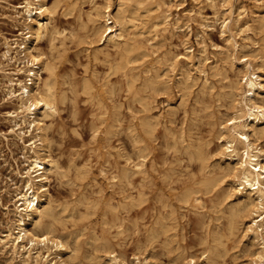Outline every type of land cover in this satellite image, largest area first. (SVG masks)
Instances as JSON below:
<instances>
[{
  "label": "rangeland",
  "instance_id": "374dc122",
  "mask_svg": "<svg viewBox=\"0 0 264 264\" xmlns=\"http://www.w3.org/2000/svg\"><path fill=\"white\" fill-rule=\"evenodd\" d=\"M22 1L23 0H0V54L4 50V47L2 45L3 36H8L9 38H11L12 36H14L17 33V28H19V26L21 28V26H22V24L20 25V22L23 20L11 19L12 16H14L13 10H11L12 9L11 6L16 5L17 3H20ZM47 1L49 2V4H54L56 2V0H54V1L53 0H47ZM74 1L75 0H61L60 3H58L57 9L55 11L56 13H55V15L53 17V21H52L53 26L55 27V29H54L55 31L49 33L48 35H46L47 37H44L43 39H41L38 42V47L40 48V50L42 48L41 51H43L47 55V57L49 59H51L52 62H54V63L56 62V64H55L56 65V69H55L56 70V76H55L56 87H57L58 92L60 91L59 96H61V97L63 96V100L59 104V107L61 106V108H59V110L62 109V111H59L55 116L51 117L49 119V121L47 122L49 124L48 138H49V141H51L50 145L52 144L50 146V153L55 158L57 157L59 164L62 167L61 168L62 173H61L60 177L53 175L51 177L52 178L51 182H50L51 185H49L51 194L54 198V206L57 210V219L58 220L57 219L54 220L56 231L58 233L67 234V236L70 235V236H68L69 240H70L72 245H75V246H73L75 248V254L77 256V260L80 263L82 262L81 264H95V263L98 264L100 262V260L97 258L100 253L95 252L98 250L95 248H99L98 246H99V243H101V240L98 242H97V240H98V237L100 238L101 236H102L101 239L105 238L104 236H107L106 238L109 239V241H111L112 243H114L117 246L119 245L118 248L123 253H125L126 256H128L127 258L131 257L134 253H139L140 255L142 254L141 257L148 255L149 257L152 258V260L155 259L154 262L156 264H175V262H176V264H187V260L189 259V257L192 254H195L194 256H195L196 260L199 262V255L201 254V251H203L205 249L204 247H208V246H210L214 249V253H213L214 262H213V264H237L239 261H241L243 259V254L241 253V249L244 246L245 241L240 242V238L243 234L242 233L243 225H241L239 228L234 230L235 236L233 234H231L229 231V223H228L229 215L227 217V215H226L227 211H225L224 213H222V211H220V209L224 205H221L219 203L221 200L220 197H215L219 193H221V191H219L221 189V187L218 186L216 190L214 188L213 192H212V190H210V191L204 190V187H202L201 184H199L204 179V177L206 176V175H202V174L200 175L199 172L202 169L204 170V168H207L205 166H210L209 168L206 169V171H203L204 173L201 171L203 174H206V172L209 173V171L211 170V165L214 164L216 159H217L216 157H213L214 155H212V154L214 153L213 151L216 148V146L218 145V141H217L218 122L220 121V117H221L220 114H222L223 112L225 113V110H227L226 107L227 106L229 107V105H230V103H229L230 99H228V98L225 99V98H222L221 96L219 98V94L220 95L224 94L225 90H226V92H229V88H227L225 86H224L225 87L224 88L223 85L224 84L226 85V84H228L229 81L234 80V77H233L234 71H232L229 61H226L224 63V60L222 59L224 57V55L219 54V50L216 48V46H220V47L225 46L224 44L226 43L225 39L222 37L221 29H220L221 28V21L223 20V18L225 16V14L222 12V9H221V6H222L221 2L222 1L221 0H197V1H195V0H171V2H168L169 0H166L169 3V6L171 7L172 16H174V18L177 16V14L184 17L187 14L192 15L194 13L193 21L191 22L192 31L190 34L184 33L182 31H179L176 33L172 32V31H169V32L167 31L161 35V37L163 36L162 37L163 41H162V39H159L158 43L155 44V46L152 49H149L150 55H148L145 58H137V60H139V61H136V59H135L136 62L134 60H132L128 66H129V68H132V67L134 68V70L130 71L132 73L133 79H134V77H136L134 79L135 80L134 84H133V80H132V82H128L127 79L123 76L122 72H119L122 75L121 76V75H119L118 72L113 73V71H111V69H110L111 64L115 63L116 59H117V62L119 60V58L114 57L115 54H113L112 56L109 57L110 60L107 63V61H105V59L107 60L105 55L102 53L99 54L97 52L96 49L98 46L97 45L98 42L96 41V38L91 35V28H92L91 24L92 23L90 22V24H87V23H89L88 16L86 18V14L88 15L89 12L93 11L92 10V7H93L92 1L91 0H77L78 2L76 1L75 5L77 3L76 7L79 6V8L78 7L74 8V5L72 6ZM259 1H256V0H233V3L235 6L236 5H244L245 8L248 9V15L253 16V17H255V19H257L259 17V15L261 16V12H263V10H264V0H261L260 2ZM95 3H98V6L103 8L104 7L103 5L105 2L103 0H95ZM116 4H117V0H113L112 1L113 8H115ZM217 4H218V6H217ZM252 6H253V9H252ZM70 8H72V9H70ZM191 8H192V10H191ZM66 9L68 12L66 11ZM76 9H78V11ZM193 10L196 12V14H195V12H193ZM139 12L142 13L141 10ZM66 13H68V14H66ZM79 19H80V21H79ZM83 19H84V21H86L84 24L81 23V22H83ZM204 19H207V20H204ZM200 20L202 22L207 21L205 23V25L208 24L207 25L208 27H206L205 30H203V28L200 27V23H201ZM209 23H211V24H209ZM254 24H255L254 25L255 29L253 32L251 31L249 35H251L253 39L255 38L256 41H259L260 45H262V44L264 45V28H260V25L258 22H255ZM81 25H82V27H81ZM87 25H91V26L88 27ZM83 27L86 28L87 30L84 29ZM258 27H259V29H257ZM58 31L61 33V34L59 33L60 35L58 34ZM86 31L87 32L90 31V32L87 33ZM198 34L203 35V37L205 39V43H206L207 48H208V55L210 58H212L205 65V68L209 72L210 82L212 83V81H213V83L211 85L212 87L210 86L211 88L208 90V93L207 92L203 93V91H202L203 82L202 81H204V78L203 77H201L200 79L197 78L196 84L191 89L192 92L187 93L190 91L189 90L190 88L184 90L183 89L184 85L179 84V82H178L179 72H175V73L168 72V74L166 76L164 68L159 66V60L164 59V55H165L164 53L170 47L172 48L173 51L175 50L174 52L180 51L181 53H183L184 48L181 45L183 40H185L188 45L193 46V49H194L193 53H194V55H197L198 50L200 48L199 41L201 40L200 38L197 37ZM239 36L240 35H238L237 38H239ZM92 37L94 38V40ZM139 37L141 38V36H138V38ZM91 39H92V41H91ZM81 40H83V42ZM86 40L90 43H88ZM213 44H216V45L213 46ZM176 46H177V48H176ZM108 49L111 53H113L112 48H108ZM51 50H52V52H51ZM84 50H86V51H84ZM263 51H264V48H263ZM93 56H96L98 59L96 57H93ZM93 58H95V60ZM101 58H103L104 60ZM56 59H58V60H56ZM3 61H4L3 58L0 56V65L2 64ZM216 62H218V64L221 67L225 66L228 69V75H229L228 79H224L221 74H219V75L217 74V77L212 76L216 73H213L215 71L211 70V65H213ZM104 63L106 65H104ZM95 64H97V65H95ZM152 67H153V69H152ZM149 69L151 70L150 72H152L151 76L148 73ZM154 71H155V73H153ZM1 73L2 72L0 71V84L3 81ZM115 73L116 74L118 73V74L116 75ZM136 74H138V76ZM159 74H165V76L163 77V75L162 76L160 75L161 77L156 78L157 75H159ZM231 74H232V76H231ZM197 76H199V73L197 74ZM107 77H108V79H107ZM104 78H105V80H104ZM122 78L123 79L125 78V79L123 80ZM218 78H220V79H218ZM149 79L153 80V81L156 79V81H155L156 84H157V81L159 80L157 85L154 84L155 89H154V87H152V89L150 90V87L153 86V82L150 83ZM82 80L84 83H82ZM166 80H168L169 82L166 83ZM104 81H105V84H103ZM114 81H116V82H114ZM142 81H143V83H142ZM86 82H87V84H85ZM118 82H119V84H118ZM144 82L146 83L145 85H144ZM71 83L75 84V86L72 85ZM106 83H108V84H106ZM111 83H112V85H110ZM148 83H150V84H148ZM163 83L165 85L162 86ZM123 84H125V86ZM142 84L145 87H146V85H148V86L150 85L149 89L147 90L146 88H144V86ZM141 85H142V88H140ZM111 86H112V92H114V93L111 92V88H110ZM148 86H147V88H148ZM69 87H71V88H69ZM82 87L84 89H82ZM86 87H87V89H86ZM108 87H109V89H107ZM113 87L115 89H113ZM117 87L119 89H117ZM158 87L159 88L161 87L160 90L162 92H159ZM164 87H165V89H164ZM221 87H223V88L221 89ZM88 88H90V90H88ZM138 88L140 90L142 89L141 90L142 92ZM70 89H71V91H70ZM85 89H86V91H85ZM156 89L158 92L155 91ZM145 90H147L148 92ZM183 90L185 91L186 95H188V94L189 95L185 96V94H184L183 96H181L182 95L181 91L184 93ZM186 90H189V91H186ZM62 91H64V93L67 95L66 98H65L66 95H64L62 93ZM144 91L147 93H143ZM151 91H153L154 93L153 92L151 93ZM131 92H132V94H130ZM156 92H157V95L155 94ZM198 94H199V96H198ZM88 95H89V97H88ZM145 95H147V97H145ZM134 96H136V97H134ZM148 96H150L151 98ZM194 96H195V98H194ZM204 96H206V98H204ZM69 97H70V99L68 100ZM90 97H92V98H90ZM139 97H140V100L138 99ZM181 97H184L185 99L182 100L183 98H181ZM210 97L213 100H211ZM202 98H203V100H201ZM95 99H97L96 100L97 102L100 101L98 105H97V102L95 101ZM154 99H155V101H154ZM223 99H224V101H220ZM111 100H113V101H111ZM185 100H187V101H185ZM195 101H198L199 105L196 104ZM138 102L141 104H139ZM183 103H184V105H183ZM220 103H221V106L223 105L222 108L217 107V106L220 107ZM14 104L15 103L11 102V101H8V102L4 101L2 99V94L0 93V232L4 231L6 229V224H7L8 219L13 217L12 214L11 213L9 214L8 210L5 209L4 205L6 204L10 208L13 207V205H12L13 202L10 201L9 191L15 186L14 182H16V180H17V176H16L15 171L18 169L19 165L20 166L22 165L20 160L23 159V155H24L22 153L23 151L19 148L20 142L16 139V137L14 135L12 136L11 134H9L10 123L8 121L6 112L11 110L12 108H14V106H15ZM113 104L115 105V107ZM119 104L121 107L119 106ZM166 104H168V105H166ZM192 104L193 105L195 104V106H197V107L193 106ZM117 105L120 108L117 107ZM139 105H142V106H139ZM203 105H204V107H203ZM101 107H103L102 110H101ZM104 107H105V110H104ZM144 107H147L148 110ZM191 107H193V108H191ZM194 107L196 108L198 113L197 112L195 113ZM139 108H142V110H144V111H142ZM117 109H118V111H117ZM200 109L201 110L203 109V110L200 111ZM166 110H167V112H166ZM190 110L194 111V112H191ZM114 111L116 112L115 113L116 115L114 114ZM169 111H170V113H169ZM220 111H222V112H220ZM99 112H101V113L99 114ZM210 112H211V114H210ZM191 113L192 114H194V113L198 114V116H200V118L194 114L196 116L195 117ZM204 113H206V115L208 117L206 115H203ZM161 115H162V117H161ZM212 115L214 118L212 117ZM184 116H185V118H184ZM190 116H191V118H190ZM151 117H154V118L156 117L158 123L160 122L159 124L155 125V127H154L157 129L147 128L146 123L148 122V120ZM203 117H206V118L201 119ZM210 117H212V118H210ZM194 118H196V119L193 120V123H192V119H194ZM143 119H144V121H143ZM171 119H173V120H171ZM119 120H120V123H118ZM168 120H170V121H168ZM195 121H197L198 123L197 122L195 123ZM209 121H211V122H209ZM115 122H117V123H115ZM95 123H97V124H95ZM206 123H207V125H206ZM209 123L211 125H209ZM215 123H216V125L214 126ZM115 124L117 127L115 126ZM119 124H121L122 126ZM140 124H142V125H140ZM111 126H113V127L115 126V127L113 128ZM128 126H129V129L127 128ZM109 127L113 128V129H111ZM133 128H134V130H133ZM167 128L171 129L170 132H169V130H167ZM208 128L211 129L210 131H213V132L207 133V132H209ZM130 129H131L130 132H134V133L130 134L129 133ZM179 129H181V130L179 131ZM190 129H192V130L189 131ZM108 130H113V131L109 132ZM94 131H96V132L94 133ZM166 131H168V132L166 133ZM143 132H145V133H143ZM157 133L159 134L160 138H159ZM93 134H95V135H93ZM131 135L132 136L134 135V136L131 137ZM172 135L174 136V138ZM209 135H210V137H209ZM194 136H196V137H194ZM134 137L137 138V141H138L137 143H136V141L134 142V139H135ZM192 137H194L195 139H193ZM204 137H208V138H204ZM148 138H149V140H148ZM182 138H183V140H182ZM139 139L142 141H140ZM172 139H174V141L177 139L178 140L180 139V140H179V142L177 140V145H176L175 144L176 142L172 143V141H173ZM202 139H203V141H202ZM189 140H190V142H189ZM191 140H193V141H191ZM198 140H200L202 142H200V141L198 142ZM208 140L211 144L209 145V147L206 148L205 144L207 143ZM148 141H149V145H148ZM107 142L110 144H108ZM163 142H165V143H163ZM168 142H170V143H168ZM196 143H198L197 149L203 147V148H205L206 154L209 153L208 155H210V156H208V159H207L208 162H207V160L204 162H203V160H200V162L202 161L203 165L198 161V159H197L198 162H194V161L191 162L190 161L189 156H191V153L193 152V150H194V152H196V150H197V149H194V147L196 146L195 145ZM135 144H138L139 146L137 145V147H136ZM170 144L173 146H170V147L167 146ZM186 144H188V145L193 144L192 145L193 147H191V149L187 148L188 149L187 150L185 148V146L187 147ZM141 145H142V147H144V149H145L144 151L141 150V149H143L141 147ZM199 145H200V147H199ZM165 146H167L169 148H167ZM175 146H176V148H175ZM181 146H182V148H181ZM148 147H150V149ZM177 148H179L180 150H177ZM135 149L137 151L136 155L134 154V152H136ZM141 151H142V153L140 154ZM187 151H189V152H187ZM176 152H178V153H176ZM210 152H212V154ZM97 154H98V157H97ZM143 155L145 157H143ZM110 156H111V158H110ZM140 157H142V158H140ZM135 158L139 159V162L144 161L142 164V173L146 171L145 172L146 174L145 173L144 174L148 175V176H144V174L142 175L141 172L139 174V171H138V169H136V166H135L137 164L138 160H136ZM191 160H196V159L191 158ZM188 162L190 163L189 165H187ZM206 162L208 164H206ZM88 165H90V166H88ZM151 165H152V167H154L156 165L155 167L157 170L154 167V170H155L154 171L153 168L151 167ZM198 165L199 166L202 165L203 168L200 166L202 168L201 169ZM124 166H126L125 170L131 169L128 171V172H130L129 173L130 175L128 174L129 176L125 175V177H123L124 172H125V171H123ZM188 166H190V167H188ZM170 168H171V172L175 168L174 173L170 172ZM120 169H122V171ZM161 170H162V172H161ZM107 172H108V174H107ZM132 172H134L135 175ZM166 172H167V174H166ZM179 172H180V174H179ZM181 172L183 173V175ZM78 173H81V174L79 175ZM131 173L133 174V176ZM192 173L194 174V176ZM114 174H116V176L119 175L118 176L119 178L117 177V179H112L111 176H113ZM120 175H121V177H123L122 179L120 178ZM195 175H196V177H195ZM207 175H209V174H207ZM187 176L189 179H187ZM141 177H142V179H141ZM181 179H183V181ZM141 180H143V181L141 182ZM161 180H162L163 184L161 183ZM195 181H198L199 185L195 184V183H197ZM182 182H184V183H182ZM123 183H124V185H123ZM157 183H159V184L157 185ZM172 183L175 186L174 188H173ZM164 185H166V186H164ZM170 186H171V188H170ZM10 187H11V189H9ZM177 187L179 189H177ZM90 188H91V190L93 189V191H91ZM188 188L190 190H192V189L197 190L196 188L202 190L199 192V195L201 196L202 201L205 199L203 201V205H204L203 209H198V208L194 207L192 205V201L190 199L187 201L184 199V193L186 194L188 191H190ZM100 189H102V190H100ZM94 190H95V192H94ZM89 192H91V193H89ZM99 192L101 193V195L99 194ZM181 192L183 194H181ZM204 192H207L208 196L203 195ZM210 193H212V195L213 194L214 195L213 196L209 195ZM141 194H142V196H141ZM210 196L213 199V202H212V199H210ZM218 196H220V194ZM142 197H143V199H142L143 201L141 200ZM181 197L183 198V202H182ZM213 197H215V198H213ZM86 198H89V199L87 200ZM144 199H146L145 202H144ZM209 199L211 201H209ZM80 200H81V202H84V203L81 204ZM137 201H139V202H137ZM215 201H217L219 204H217V202H215ZM97 202H98V204H97ZM119 202H121V204ZM204 202H206V203H204ZM90 203H91V205H90ZM93 203H95V204H93ZM168 203H170V204H168ZM107 204H108V206H107ZM126 204H127V206H126ZM95 205L96 206L100 205L99 206L100 208L98 206L95 207ZM212 205H214V207H212ZM124 206H126V208ZM171 206H172V208H171ZM62 207H64V208L66 207L67 210L66 209H65L66 211L62 210ZM89 207H91V208H89ZM115 207H116V209H115ZM163 208L164 209L166 208V209L164 210ZM160 209H162V210H160ZM185 210H187V211H185ZM71 211H72V213H71ZM119 211H121V212L119 213ZM144 211H145V213H144ZM158 211H160V212L162 211L161 212L162 214L160 212L159 213L162 215L164 220L162 219L161 216H159ZM171 211H173V212L175 211L176 213H173V215H172ZM191 211H193V212H191ZM217 211H218V213H216ZM6 212H7V214H6ZM78 213L81 214V217L78 216L79 215ZM116 213L118 215H116ZM71 214L75 215V216L71 217L72 216ZM108 214L109 215L111 214V216H109ZM165 214L167 217L165 216ZM157 216H159V218ZM79 217L81 220H79ZM110 217H113V218H110ZM219 217H220V219H219ZM221 217H222V219H221ZM107 218H109V219H107ZM203 218H204V220H203ZM161 219L163 221L162 223L166 224L165 226H168L167 223H170V220L175 222V223L171 222L172 224L175 225V226L173 225L174 227L171 226V224H170L168 227L165 228V231L167 232V234L165 232H163V230H164L162 227L163 225H162V223H160ZM165 219L166 220L170 219V220L166 222ZM217 219L220 220L222 223L220 221H218ZM114 220H116V221H114ZM207 221H208V223H207ZM52 222H53V220H52ZM60 222H61V224H60ZM62 222H64V223H62ZM112 222L113 223L115 222V223L112 224ZM119 222H122V225H124L125 227L124 226L122 227L121 223H119ZM56 224H57L58 228L56 227ZM158 225H160L159 228H158ZM61 226H63V227L60 228ZM105 226L106 227L109 226L108 227L109 230L108 229L104 230L106 228ZM65 227H67V228H65ZM116 227H118V229ZM161 227L163 229L161 233H163V235L166 234L165 236L159 234L161 231ZM120 228L123 229V232ZM140 229H141V231H140ZM173 229H175V231ZM238 229H240V230H238ZM146 230L149 233H147ZM152 230L154 232L153 236H155L157 234L158 235L155 237L151 236L150 237L151 240H149L147 242L146 241V240H148L147 236H149V234L151 233ZM218 231H219V233H218ZM74 232H76V233H74ZM118 232H121V234L122 233H124V234L120 235V234H118ZM157 232H159V233H157ZM204 232H206V233H204ZM100 233H101V236H100ZM117 234L119 235V238H117L118 237ZM174 234H176V237L174 236ZM219 234L220 235L222 234V235L219 237L218 236ZM91 235H93V236H91ZM168 235H169V237H168ZM204 235H206L208 237H206ZM96 236H97V238H96ZM172 236H174L175 238H173ZM201 236L204 238H202ZM112 237H116V239H114ZM165 237H166V239H165ZM216 237L220 238L221 240L220 239L215 240ZM76 238H77V240H75ZM90 238H92V239H90ZM95 238L97 240H93ZM169 238L171 239L170 242L172 244L170 242H168L169 246H167L166 244H168V243H166V240L168 241ZM117 239H119V240H117ZM173 239H175V242H172ZM150 241H151V243H149ZM205 241H207V242H205ZM219 241H220V243H219ZM93 242L94 243L97 242L96 243L97 245H94ZM117 242H118V244H117ZM222 243H224V244H222ZM213 244H214V246H213ZM91 245H93V246H91ZM142 245H143L145 250L142 248ZM163 246H167V247L163 248ZM153 247H154V249H153ZM174 247H175V249H174ZM222 247H224V248H222ZM93 248H94V250H93ZM178 248H180L181 250ZM220 248H221V251H225V252L220 253V251H219V253H217L218 250H220ZM171 249L175 252H173ZM183 249L185 250V252H183ZM200 249H202V250H200ZM138 250H139V252H138ZM133 251H135V252L133 253ZM158 251H159V253H158ZM179 251L183 252L184 254L179 252ZM168 252H170V254H168ZM177 252L180 253L179 257L177 256L178 255ZM189 252H191V255ZM143 253H144V255H143ZM182 254H183V256H182ZM216 254H218L217 255L218 257L220 256L223 258H220V257L217 258ZM11 255L12 254L10 253V251L5 249L0 243V264H25V263H22V261H20V259L18 257H15L16 258L15 259V258H13L14 256L13 255L11 256ZM93 257H95L97 259H94ZM175 257H178L180 261L177 260L178 258L176 259ZM92 259H93V261H92ZM94 261H97V262H94ZM216 261H218V262H216ZM99 264H101V263H99Z\"/></svg>",
  "mask_w": 264,
  "mask_h": 264
},
{
  "label": "bare ground",
  "instance_id": "6f19581e",
  "mask_svg": "<svg viewBox=\"0 0 264 264\" xmlns=\"http://www.w3.org/2000/svg\"><path fill=\"white\" fill-rule=\"evenodd\" d=\"M60 1L61 0H56V2L54 4H49V2L47 0H23L22 2L11 6L12 7L11 10H13V14H14V16H12L11 19L23 20L20 22V25L22 24V26H21V28H20V26H19V28L16 27L17 33L12 37L10 36L11 38H9L8 36H3V38H2V40H3L2 45L4 47V50L2 51L0 56L3 58L4 61L0 65V71L2 72L1 74H2V78H3L2 79L3 81L0 84V93L2 94V99L4 101H7V102L11 101V102L15 103L14 108H12L11 110L6 112L8 121L10 123L9 134H11L12 136L14 135L16 137V139L20 142L19 148L23 151V152L22 151L21 152L24 155H23V159L20 160L22 165L21 166L19 165L18 169L15 171L16 176H17V180H16V182H14L15 186L12 189H11V187L9 188V189H11L9 191V194H10V201L13 202V204H12L13 207L10 208L6 204L4 205L5 209L8 210L9 214L11 213L13 217L8 219L7 224H6V229L4 231L0 232V243L5 249L10 251V253L14 256L13 258L18 257L20 259V261H22V263H25V264H81L82 263V262L80 263L77 260V256L75 254V248L73 247L75 245L71 244L69 237H68L70 235L67 236V234L58 233L56 231L54 220L57 219V210L54 206V198H53L51 191H50V188H49V185H51L50 184L51 179H52L51 177L53 175L60 177V175L62 173V171H61L62 167L59 164L57 157L55 158L50 153V146L52 144L50 145L51 141H49V138H48L49 124L47 122L49 121V119L51 117L55 116L59 111H62V109L59 110V108H61V106L59 107V104L63 100V96L62 97L59 96L60 91L58 92L57 87H56V81H55V76H56V70H55L56 65L55 64H56V62L55 63L52 62L51 59H49L47 57V55L43 51H41L42 48L40 50V48L38 47V42L41 39H43L44 37H47L46 35H48L49 33L55 31L54 30L55 27L53 26L52 21H53L54 15L56 13L55 11L57 9L58 3H60ZM76 1L77 0H75L72 4V6L74 5V8L77 5V3L75 5ZM91 1L93 3V7H92L93 11H91V12L88 11L89 13H88V15L86 14V18L88 16L89 23H87V24H90V22L92 23L91 24L92 26L91 25H87V26L92 27V28L90 27L91 28V35L93 37H95L96 41L98 42V44H97L98 46L96 49L97 52L99 54L102 53L105 55V57L107 58V60L105 59V61H107V63L110 60L109 57L112 56L113 54H115L116 56L114 55V57L119 58V60L117 62V59H116V62L111 64V66H110L111 71H113V73L114 72H118V73L122 72L123 76L127 79L128 82H132V80H133V84L135 83L134 79L136 77H134V79H133L132 73L130 71L134 70V68L133 67L129 68V66H128L132 60L135 61V59H136V61H139V60H137V58H145L148 55H150L149 49H152L155 46V44L158 43V40L162 39L163 36L161 37V35L167 31L168 32L172 31L175 33L182 31V32L188 33V34H190L192 31L191 22L193 21L194 13L192 15L187 14L184 17L177 14V16L175 15L176 17L174 18V16H172L171 7L169 6V3H168V2H171V0H169L168 2L166 0H117V4H116L115 8H113V6H112L113 0H103L105 2L103 5L104 6L103 8L99 7L98 3H95V0H91ZM195 1H197V0H195ZM221 1H222L221 2L222 3L221 9H222V12L225 14V16H224L223 20L221 21V28L220 29H221L222 37L225 39L226 43L225 44L223 43L225 46H222V47L216 46V48L219 50V54L224 55L223 58L221 57L224 60V63L226 61H229L230 67H231L232 71H234V75H233L234 80H231L228 82V84L223 85V87L225 86V87L229 88V92H226V90H225L224 94H221V95L219 94V98L221 96L222 98L230 99V102L228 101L230 103V105H229V107L225 106L227 108V110H225V113L223 112L222 114H220L221 117H220V121L218 122V132H217L218 145L214 149L213 154H212V152H210L212 155H214L213 157H216L217 159H216L215 163L211 165V170L209 171V173L206 172V174H203L204 173L203 171H206V169L209 168L210 166H205L207 168H204V170H203L202 169L203 168L202 167V165H203L202 161L200 162V160H203V162L206 161L208 159V156H210V155H208L209 153L206 154L205 148L201 147V148L197 149L198 143H196L195 144L196 146L194 145L196 148L194 147V149H197V150H196V152H194V150H193V152L191 153V156H189V157H190L191 162L192 161H194V162L199 161L202 164V165H200L202 168L199 165L198 166L202 169L201 171L203 173L200 170H199L200 171L199 173H200V175L202 174V175H206V176L204 177L203 180L201 179L202 181L199 184H201V186L204 187V190H206V191L212 190V192H213L214 188L216 190L218 186L221 187V189L219 190V191H221V193H219L220 196H218L219 194L217 193L218 195L215 197H220L221 200L219 203L221 205H224L220 209V211H222V213L227 211V214H226L227 217L229 215L228 223H229L230 233L235 236L234 230L239 228L241 225H243V231H242L243 234L240 238V242L245 241L244 246L241 249V253L243 254V259L241 261H239L237 264H264V143H263L264 142V51H263L264 45L263 44L260 45L259 41H256L255 38H254L255 39L254 40L252 38V36L249 35L250 32L251 31L253 32L255 29V26H254L255 22L259 23L260 28H264V10H263V12H261V16L259 15V17L258 18L256 17L257 19H255V17L248 15V9L245 8L244 5H236L235 6L233 3V0H221ZM256 1H259V0H256ZM217 6H218V4H217ZM77 7L79 8V6H77ZM70 9H72V8H70ZM252 9H253V6H252ZM76 10L78 11V9H76ZM140 10L142 11V13L139 12ZM191 10H192V8H191ZM66 11H67V9H66ZM193 12H195V11L193 10ZM66 14H68V13H66ZM195 14H196V12H195ZM207 19H204V20H207ZM79 21H80V19H79ZM85 22L86 21H84V19H83V22H81V23L84 24ZM203 22L201 21L200 27H202L203 30H205V28L208 27L207 26L208 24L205 25V23L207 21L204 23ZM209 24H211V23H209ZM81 27H82V25H81ZM84 29H86V28H84ZM257 29H259V27ZM88 32H90V31H88ZM59 33L60 32L58 31V34ZM238 35H240L239 38H237ZM138 36H141V38L139 37L140 38L139 39ZM197 37L201 39L199 41L200 48L198 50L197 55H194V53H193L194 52L193 46L188 45L186 43V41L183 40L181 45L184 48V52L183 53H181L180 51L174 52L175 50L173 51L172 48L170 47L164 53L165 54L164 59L159 60V66L164 68L166 76H167L168 72H172V73L179 72V77H178L179 84L184 85V87H183L184 90L190 88L189 89L190 91L186 90V91H189L187 93L192 92L191 89L196 84L197 78L200 79L201 77H203L204 81H202L203 82L202 91H203V93H206V92L208 93V90L212 87L211 85H212L213 81H212V83L210 82L209 72L205 68V65L212 58H210L208 55V48H207V45L205 43V39H204L203 35L198 34ZM93 40H94V38H93ZM81 41L83 42V40H81ZM91 41H92V39H91ZM162 41H163V39H162ZM88 43H90V42H88ZM214 45H216V44H213V46ZM108 48H112L113 53H111ZM176 48H177V46H176ZM84 51H86V50H84ZM51 52H52V50H51ZM93 57H96V56H93ZM93 59L95 60V58H93ZM101 59H103V58H101ZM56 60H58V59H56ZM218 62L211 65V70L215 71L213 73H216L212 76L217 77V74L218 75L221 74L224 79H228L229 78L228 69L225 66L221 67L218 64ZM95 65H97V64H95ZM104 65H106V64L104 63ZM152 69H153V67H152ZM150 71L151 70L149 69L148 73L151 76L152 72H150ZM153 73H155V71ZM198 73H199V76H197ZM165 74H159V75H157L156 78H159L162 75L164 77ZM119 75H121V74L119 73ZM136 75L138 76V74H136ZM231 76H232V74H231ZM107 79H108V77H107ZM218 79H220V78H218ZM104 80H105V78H104ZM116 81H114V82H116ZM155 81H156V79L154 81L150 80V83L153 82V86H151V87H150V85L149 86L146 85V87H145L144 86L146 84L145 82H144V85L143 84L142 85L147 90L149 89V87H150V90L152 89V87H154V89H155V86H154V84H156ZM158 81H157V84H158ZM119 82H118V84H119ZM168 82L169 81L166 80V83H168ZM82 83H84L83 80H82ZM142 83H143V81H142ZM150 83H148V84H150ZM85 84H87V82ZM103 84H105V81ZM106 84H108V83H106ZM72 85L75 86V84H72ZM110 85H112V83ZM123 85L125 86V84H123ZM142 85H141V87L140 86L139 87L142 88ZM163 85H165V84L163 83L162 86ZM147 86H148V88H147ZM83 87H82V89H84ZM165 87H164V89H165ZM223 87H221V89ZM69 88H71V87H69ZM110 88H111V92H112V86ZM160 88H159V92H162L160 90ZM86 89H87V87H86ZM86 89H85V91H86ZM107 89H109V87ZM113 89H115V88L113 87ZM117 89H119V88L117 87ZM88 90H90V88H88ZM147 90H145V91H147ZM70 91H71V89H70ZM145 91L143 93L148 92V91L147 92H145ZM155 91H157V89ZM132 92L130 94H132ZM152 92L153 91H151V93ZM157 92L155 93L156 95H157ZM62 93L64 95H66L64 93V91H62ZM112 93H114V92H112ZM181 94L180 95L183 96L185 94V91H184V93L181 91ZM188 95L185 94V96H188ZM150 96H148V97H150ZM195 96H194V98H195ZM198 96H199V94H198ZM66 97H67V95L65 96V98ZM88 97H89V95H88ZM134 97H136V96H134ZM145 97H147V95H145ZM184 97H181V98H183L182 100L185 99ZM90 98H92V97H90ZM204 98H206V96H204ZM69 99H70V97L68 98V100ZM138 99L140 100V97ZM210 99H211V97H210ZM96 100L97 99H95V101ZM201 100H203V98ZM211 100H213V99H211ZM111 101H113V100H111ZM154 101H155V99H154ZM185 101H187V100H185ZM220 101H224V99L220 100ZM99 102L100 101L97 102V105L99 104ZM195 102H196V104L199 105L198 101H195ZM141 103H139V104H141ZM166 105H168V104H166ZM183 105H184V103H183ZM119 106H120V104H119ZM119 106L117 105V107H119ZM139 106H142V105H139ZM193 106H195V104ZM222 106L220 103V107L219 106H217V107L222 108ZM114 107H115V105H114ZM195 107H197V106H195ZM195 107H194V109H195L194 111H195V113L196 112L198 113V111L196 110ZM203 107H204V105H203ZM102 108L103 107H101V110H102ZM144 108L147 109V107H144ZM191 108H193V107H191ZM118 109H117V111H118ZM139 109L142 110V108H139ZM104 110H105V107H104ZM202 110L200 109V111H202ZM142 111H144V110H142ZM194 111H191V112H194ZM101 112H99V114ZM166 112H167V110H166ZM220 112H222V111H220ZM115 113L116 112L114 111V114ZM169 113H170V111H169ZM194 114H192V115H194ZM210 114H211V112H210ZM195 115H197V117L200 118V116H198V114H195ZM203 115H206V113H204ZM185 116H184V118H185ZM161 117H162V115H161ZM212 117H213V115H212ZM212 117H210V118H212ZM190 118H191V116H190ZM204 118H206V117H203L201 119H204ZM195 119L196 118L192 119V123H193V120H195ZM171 120H173V119H171ZM143 121H144V119H143ZM168 121H170V120H168ZM197 121H195V123ZM209 122H211V121H209ZM115 123H117V122H115ZM118 123H120V120ZM159 123H158L156 117L155 118L151 117L148 120V122L146 123V126L149 129H157L154 127H155V125H157ZM95 124H97V123H95ZM119 125H121V124H119ZM140 125H142V124H140ZM206 125H207V123H206ZM209 125H211V124L209 123ZM215 125H216V123L214 124V126ZM115 126H116V124H115ZM111 127H113V126H111ZM111 127H109V128H111ZM113 128H111V129H113ZM127 128L129 129V126ZM133 130H134V128H133ZM167 130H169V132H170L171 129L167 128ZM180 130L181 129H179V131ZM191 130L192 129H190L189 131H191ZM208 130H209V132H207V133L213 132V131H210L211 129H209V128H208ZM96 131H94V133ZM108 131L111 132L113 130H108ZM130 131H131V129L129 130L130 134L134 133V132H130ZM167 132L168 131H166V133ZM143 133H145V132H143ZM93 135H95V134H93ZM133 136L131 135V137H133ZM158 136H159V134H158ZM194 137H196V136H194ZM194 137H192V138L195 139ZM209 137H210V135H209ZM159 138H160V136H159ZM173 138H174V136H173ZM204 138H208V137H204ZM148 140H149V138H148ZM172 140H173L172 143L176 142L175 144L177 145L178 139L175 141H174V139H172ZM179 140H178V142H179ZM182 140H183V138H182ZM135 141H136V143L138 142L137 138L134 139V142ZM140 141H142V140H140ZM191 141H193V140H191ZM199 141L200 140H198V142ZM202 141H203V139H202ZM202 141H200V142H202ZM189 142H190V140H189ZM163 143H165V142H163ZM168 143H170V142H168ZM108 144H110V143H108ZM210 144L211 143L208 140L207 143L205 144V147L206 148L209 147ZM137 145L138 144H135L136 147H137ZM148 145H149V141H148ZM186 145H187V147L185 146L186 149L187 148L191 149V147H193L192 146L193 144L192 145L186 144ZM167 146L170 147L173 145L170 144ZM167 146H165V147H167ZM141 147H142V145H141ZM169 147H167V148H169ZM199 147H200V145H199ZM142 148L143 149H141V150L144 151L145 150L144 147H142ZM148 148L150 149V147H148ZM175 148H176V146H175ZM181 148H182V146H181ZM177 150H180V149L177 148ZM135 151H136V149H135ZM187 152H189V151H187ZM136 153H137V151L134 152L135 155H136ZM141 153H142V151L140 152V154ZM176 153H178V152H176ZM97 157H98V154H97ZM143 157H145V156L143 155ZM110 158H111V156H110ZM140 158H142V157H140ZM191 158H194L196 160H191ZM197 159H198V161H197ZM136 160H138V161H137V164L135 166H136V169H138L139 174H140V172L142 173V164L144 161L139 162V159H136ZM189 162L187 165L190 164ZM207 162H208V160H207ZM207 162H206V164H208ZM88 166H90V165H88ZM125 167L126 166H124V168H123L124 169L123 171H125L123 177H125V175H127V176L130 175L129 174L130 172H128V171L131 169L125 170ZM151 167H152V165H151ZM154 167H152L153 170H154ZM188 167H190V166H188ZM155 169H156V167H155ZM120 170L122 171V169H120ZM174 170H175V168H174ZM174 170H172L173 173H174ZM145 172H143L142 175ZM161 172H162V170H161ZM170 172H171V168H170ZM132 173L134 174V172H132ZM78 174L80 175L81 173H78ZM107 174H108V172H107ZM133 174H132V176H133ZM145 174H144V176H148ZM166 174H167V172H166ZM179 174H180V172H179ZM207 174H209V175H207ZM182 175H183V173H182ZM118 176L119 175L116 176V174H114L111 177H112V179H117ZM193 176H194V174H193ZM123 177H121V175H120L121 179ZM195 177H196V175H195ZM141 179H142V177H141ZM187 179H189L188 176H187ZM143 180H141V182ZM181 180L183 181V179H181ZM195 182H197L195 184H198V181H195ZM161 183H162V180H161ZM182 183H184V182H182ZM158 184L159 183H157V185ZM123 185H124V183H123ZM172 185H173V183H172ZM164 186H166V185H164ZM174 187L175 186L173 185V188ZM170 188H171V186H170ZM177 189H179V188L177 187ZM196 189L197 190H193V189L190 190L189 189L190 191H188L186 194L184 193V199L186 201L190 199L192 201V205L194 207H196L198 209H203L204 208L203 201L205 199L203 198L204 200L202 201V198L199 195V192L202 190L198 189V188H196ZM90 190H91V188H90ZM100 190H102V189H100ZM91 191H93V189ZM94 192H95V190H94ZM89 193H91V192H89ZM99 194L101 195L100 192H99ZM181 194H183V193L181 192ZM207 194H208L207 192L203 193V195H207ZM209 195H212V193H210ZM141 196H142V194H141ZM215 197H213V198H215ZM86 199L88 200L89 198H86ZM142 199H143V197L141 198V200ZM146 199H144V202ZM210 199H212L211 196H210ZM210 199H209V201H211ZM80 202H81V200H80ZM137 202H139V201H137ZM182 202H183V198H182ZM206 202H204V203H206ZM212 202H213V199H212ZM215 202H217V201H215ZM82 203H84V202H81V204ZM119 203L121 204V202H119ZM219 203L217 202V204H219ZM93 204H95V203H93ZM97 204H98V202H97ZM168 204H170V203H168ZM90 205H91V203H90ZM214 205H212V207H214ZM97 206L95 205V207H97ZM107 206H108V204H107ZM126 206H127V204H126ZM126 206H124V207L126 208ZM63 208L64 207H62V210L66 209V207L64 209ZM89 208H91V207H89ZM171 208H172V206H171ZM115 209H116V207H115ZM160 210H162V209H160ZM72 211H71V213H72ZM185 211H187V210H185ZM120 212L121 211H119V213ZM159 212L160 211H158L159 216L162 217V215H161L162 211L160 212L161 214ZM171 212H172V215H173V213H176L175 211L174 212L171 211ZM191 212H193V211H191ZM144 213H145V211H144ZM216 213H218V211ZM6 214H7V212H6ZM116 215H118V214L116 213ZM73 216H75V215H72L71 217H73ZM78 216L81 217V214H79ZM109 216H111V214ZM159 216H157V217L159 218ZM165 216H166V214H165ZM80 217H79V220H81ZM110 218H113V217H110ZM107 219H109V218H107ZM162 219L164 220L163 217H162ZM162 219H161V222L159 221L160 223L163 222ZM166 219H165L166 222L170 220V219L169 220H166ZM219 219H220V217H219ZM221 219H222V217H221ZM52 220H53V222H52ZM203 220H204V218H203ZM114 221H116V220H114ZM218 221H220V220H218ZM122 222H119V223H121V225H122ZM171 222L175 223L172 220H170V223H167V225L169 226L171 224V226H173L174 224H172ZM62 223H64V222H62ZM114 223L112 222V224H114ZM207 223H208V221H207ZM60 224H61V222H60ZM162 225H163L162 227L164 230L161 227V231L159 230L160 233L159 232H157V233H159L160 235H163V233H161L163 230V232H165L167 234V232L165 231V228L168 226H165L166 224H163V223H162ZM123 226L124 225H122V227ZM56 227H57V224H56ZM62 227L63 226H61L60 228H62ZM108 227H106L104 230L108 229ZM159 227H160V225H158V228ZM65 228H67V227H65ZM116 228L118 229V227H116ZM120 229L123 232V229L122 228H120ZM240 229H238V230H240ZM173 230L175 231V229H173ZM140 231H141V229H140ZM219 231H218V233H219ZM146 232L149 233L147 230H146ZM206 232H204V233H206ZM74 233H76V232H74ZM118 234L123 235L124 233L121 234V232H118ZM118 234H117L118 237L116 236L117 238H119ZM166 234H164L163 236H165ZM153 235H154V232L152 230L151 233L149 234V236H147L148 240H146V239L145 240L148 242L149 240H151L150 237ZM157 235H155V236H157ZM221 235L219 234L218 236L220 237ZM91 236H93V235H91ZM97 236H96V238H97ZM100 236H101V233H100ZM155 236H153V237H155ZM174 236L176 237V234H174ZM174 236H172V237L175 238ZM204 236H206V235H204ZM101 237L100 238L98 237V240L96 238L93 239V240H97V242L101 240V243H99V246H98L99 248H95V249H98L95 252L100 253L97 258L100 260V262L99 261L98 262L101 264H156L154 262L155 259L152 260V258L149 257L148 255L141 257L142 254L140 255L139 253H134L135 251H133L134 254L132 256L129 254L131 257L127 258L128 256H126L125 253H123L118 248L119 245L117 246L114 243H112L111 241H109V239L106 238L107 236H104L105 238H102V239H101ZM116 237H112V238L116 239ZM168 237H169V235H168ZM206 237H208V236H206ZM92 238H90V239H92ZM202 238H204V237H202ZM165 239H166V237H165ZM216 239H220V238L216 237L215 240ZM75 240H77V238ZM117 240H119V239H117ZM170 240H171L170 238L168 241L166 240V243L170 242ZM172 242H175V239H173ZM205 242H207V241H205ZM96 243H94V245H97ZM149 243H151V241ZM219 243H220V241H219ZM117 244H118V242H117ZM222 244H224V243H222ZM166 245L169 246V243ZM91 246H93V245H91ZM167 246H163V248L167 247ZM213 246H214V244H213ZM142 248L144 249L143 245H142ZM204 248L205 249L203 251H201V254L200 255L198 254L199 255V262L196 260V258L194 256L195 254L191 255V252H189L191 256L188 254L190 257L187 260V264H213V262H214V258H213L214 249L210 246L204 247ZM222 248H224V247H222ZM153 249H154V247H153ZM174 249H175V247H174ZM178 249H180V248H178ZM93 250H94V248H93ZM200 250H202V249H200ZM219 251H220V253L225 252V251H221V248H220V250H218L217 253H219ZM138 252H139V250H138ZM173 252H175V251H173ZM179 252H181V251H179ZM183 252H185L184 249H183ZM183 252H181V253H183ZM158 253H159V251H158ZM168 254H170V252H168ZM183 254H182V256H183ZM143 255H144V253H143ZM179 255H180V253H178L177 256L179 257ZM217 255L218 254H216V256ZM178 257H175V258L177 259ZM219 257L217 256V258H219ZM93 258L97 259L95 257H93ZM220 258H223V257H220ZM177 260H179V258ZM92 261H93V259H92ZM218 261H216V262H218ZM94 262H97V261H94ZM95 264H97V263H95ZM175 264H176V262H175Z\"/></svg>",
  "mask_w": 264,
  "mask_h": 264
}]
</instances>
